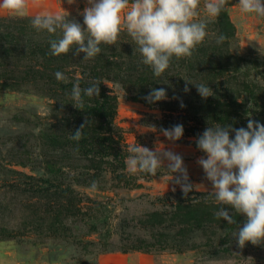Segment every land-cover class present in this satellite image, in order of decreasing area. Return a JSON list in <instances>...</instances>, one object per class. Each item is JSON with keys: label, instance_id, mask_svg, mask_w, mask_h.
Returning <instances> with one entry per match:
<instances>
[{"label": "rangeland", "instance_id": "rangeland-1", "mask_svg": "<svg viewBox=\"0 0 264 264\" xmlns=\"http://www.w3.org/2000/svg\"><path fill=\"white\" fill-rule=\"evenodd\" d=\"M205 2L200 0L196 20L206 23L207 35L196 47L208 50V35H217V24L224 30L225 15L234 33L230 51L247 61L259 57L262 64L264 16L243 13L239 0H227L225 10L210 17ZM88 6V0H29L27 16L0 9V17L34 19L61 13L84 26L81 13ZM121 32V42H134L126 30ZM124 50L118 53L123 55ZM254 65L249 64L250 71L261 72ZM74 70V76H81L80 69ZM259 80L264 84L263 77ZM107 87L116 97L114 123L121 131L126 154L123 171L120 162H111L109 166L98 164V173L90 169L87 158L62 140L63 123L71 121L62 117L63 107L56 99L59 91L46 83L26 84L23 92L0 91V264H264V243L247 242L243 248L238 244L235 234L246 222L244 215L239 214L242 222L227 236L210 225L173 244L166 227L144 225L148 213L170 211L168 206L182 198L217 202L212 183L197 163L207 155L196 148L194 136L183 132L181 139L170 141L162 134L158 121L172 113L132 100L118 83H107ZM136 144L182 157L187 182L193 186L187 196L177 195L183 192L175 179L180 173L167 169V159L162 158L155 176L130 170L129 148ZM122 172L127 176L125 183L119 178ZM48 180L54 186L69 184L73 192L46 191Z\"/></svg>", "mask_w": 264, "mask_h": 264}, {"label": "trees", "instance_id": "trees-1", "mask_svg": "<svg viewBox=\"0 0 264 264\" xmlns=\"http://www.w3.org/2000/svg\"><path fill=\"white\" fill-rule=\"evenodd\" d=\"M32 20L28 17H0V91L23 92L26 84L42 83L59 91L61 95L56 99L63 107L62 117L71 121L63 123L65 134L61 136L62 140L65 139L79 156L87 158L90 169L94 172H100L98 164L109 166L111 162H120L122 171L124 170L122 161L126 154L125 143L121 131L114 123L116 97L111 94L107 83L120 84L134 101L155 105L172 113L165 114V118L158 121L159 129H169L179 124L186 134L196 139L208 127H215L217 124L231 125L233 129H247L248 120L251 119L264 125V84L259 80L262 77L264 79V57L260 58L261 64L258 62L259 57L247 61L248 58L230 51L234 33L225 15L224 30L221 29V24H217V35H208V44H211L208 50L196 47L191 57H173L169 68L160 77L154 76L152 68L142 63V56L135 42H121L117 39L114 45L101 44V53L86 61H83L85 53L75 54L76 46L68 54L52 55L50 41L61 38L62 31H38L32 26ZM221 34L227 39L220 46L216 40ZM120 35L124 36V33L121 32ZM119 49H125L123 55L118 53ZM253 63L255 65L252 68L258 70L260 66L261 72L250 71L249 64ZM76 68L80 69L81 76H74ZM58 71L68 78L69 83L56 79L54 74ZM77 82L82 89L93 83H99L100 88L99 97L82 94V110L74 106L71 96L73 84ZM200 83L208 85L213 95L203 98L196 87ZM160 88L165 89L166 99L155 102L145 99L153 89ZM81 125H85L82 138L79 141L71 139ZM229 135L230 139L235 138L234 131ZM195 146L197 148L196 142ZM126 177V173L122 172L120 181L125 183ZM51 182L46 181V191L59 190L62 195L73 192L69 184L54 186L55 183ZM177 195L182 197L184 193L179 192ZM222 206L215 201L202 202L198 197L182 198L168 206L170 211L156 210L148 213L143 223L152 229L166 227L170 244L178 242V238L185 237L193 230L210 225L218 226L227 236L242 221L239 213L233 212L229 206L225 208L233 215L236 223L228 224L222 218L218 219L215 213ZM166 236L160 238L164 239ZM156 243L160 244V240ZM149 247L152 248L153 244H149Z\"/></svg>", "mask_w": 264, "mask_h": 264}, {"label": "clouds", "instance_id": "clouds-1", "mask_svg": "<svg viewBox=\"0 0 264 264\" xmlns=\"http://www.w3.org/2000/svg\"><path fill=\"white\" fill-rule=\"evenodd\" d=\"M226 4L227 0H206L204 8L208 16L216 17L225 10ZM88 5L81 13L86 27L61 13L34 17L32 26L38 31H62L61 38L50 41L52 55L68 54L76 46V55L85 53L83 61L93 59L101 53V44L114 45L124 29L137 45L142 63L152 68L154 76L160 77L173 57H191L207 35L206 23L196 20L200 0H88ZM28 6L29 0H0V9L18 17L28 15ZM239 6L243 13L264 16L262 0H239ZM226 39L221 34L216 42L222 44ZM54 75L58 81L69 83L63 73L58 71ZM196 87L203 98L213 95L204 83L196 84ZM185 91H188L187 86ZM99 93V83L82 89L77 82L71 90L73 104L82 110V94L99 97ZM166 98L163 88L153 89L145 97L149 102ZM84 127L81 125L70 138L79 141ZM232 131L235 132L234 139H230ZM161 132L168 140L177 141L183 136L184 129L177 124L170 129H161ZM196 144L207 155L206 159L199 158L197 163L213 185L211 193L215 200L223 205L215 213L216 217L228 224L236 223L225 208L229 206L233 212L246 216L243 227L235 234L239 246L243 248L247 242L264 243V125L251 119L247 129L217 124L208 127ZM129 152L128 164L132 172L139 170L155 176L163 159H167V169L171 173H180L175 179L184 195L192 190L180 155L172 151H153L138 144L131 146Z\"/></svg>", "mask_w": 264, "mask_h": 264}]
</instances>
